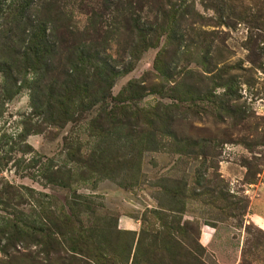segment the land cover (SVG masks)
<instances>
[{
  "label": "rangeland",
  "instance_id": "rangeland-1",
  "mask_svg": "<svg viewBox=\"0 0 264 264\" xmlns=\"http://www.w3.org/2000/svg\"><path fill=\"white\" fill-rule=\"evenodd\" d=\"M251 206L264 0H0V264H264Z\"/></svg>",
  "mask_w": 264,
  "mask_h": 264
},
{
  "label": "crops",
  "instance_id": "crops-1",
  "mask_svg": "<svg viewBox=\"0 0 264 264\" xmlns=\"http://www.w3.org/2000/svg\"><path fill=\"white\" fill-rule=\"evenodd\" d=\"M257 190H262L261 184L255 186ZM250 221L258 226L260 229L264 231V213L253 206L250 207ZM202 241H204V246H208L209 249H219L221 247V241L218 239L216 235L218 233V228L203 226L202 227ZM218 243V244H217ZM213 253H217L216 251L211 250ZM218 254V253H217ZM233 261V264H241L239 256H236Z\"/></svg>",
  "mask_w": 264,
  "mask_h": 264
},
{
  "label": "trees",
  "instance_id": "trees-1",
  "mask_svg": "<svg viewBox=\"0 0 264 264\" xmlns=\"http://www.w3.org/2000/svg\"><path fill=\"white\" fill-rule=\"evenodd\" d=\"M60 97H62V96H60ZM58 104L63 105V102L61 100H59Z\"/></svg>",
  "mask_w": 264,
  "mask_h": 264
}]
</instances>
